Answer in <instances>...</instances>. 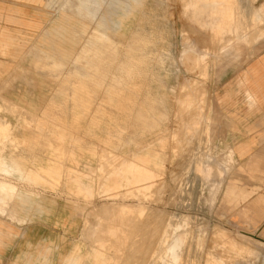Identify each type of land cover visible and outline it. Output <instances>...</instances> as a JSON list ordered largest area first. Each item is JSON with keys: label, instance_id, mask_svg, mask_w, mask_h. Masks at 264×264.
Returning a JSON list of instances; mask_svg holds the SVG:
<instances>
[{"label": "rangeland", "instance_id": "374dc122", "mask_svg": "<svg viewBox=\"0 0 264 264\" xmlns=\"http://www.w3.org/2000/svg\"><path fill=\"white\" fill-rule=\"evenodd\" d=\"M0 4L3 154L26 175L0 171V264H264L217 209L236 163L213 143L229 62L264 40L257 0Z\"/></svg>", "mask_w": 264, "mask_h": 264}, {"label": "crops", "instance_id": "0c3cea01", "mask_svg": "<svg viewBox=\"0 0 264 264\" xmlns=\"http://www.w3.org/2000/svg\"><path fill=\"white\" fill-rule=\"evenodd\" d=\"M257 2L260 7L256 10L264 20V0ZM1 7L0 32H14L4 29L10 10ZM253 45L254 55L249 50L248 56L229 62L232 69L216 89L215 121L221 132L213 143L229 146L236 163L223 184L219 213L240 232L264 243V40Z\"/></svg>", "mask_w": 264, "mask_h": 264}, {"label": "bare ground", "instance_id": "6f19581e", "mask_svg": "<svg viewBox=\"0 0 264 264\" xmlns=\"http://www.w3.org/2000/svg\"><path fill=\"white\" fill-rule=\"evenodd\" d=\"M177 4V3H176ZM183 4V3H182ZM164 12V11H163ZM146 16V15H145ZM166 17V16H165ZM184 20V19H183ZM192 32V31H191ZM202 35V34H201ZM193 36V35H192ZM196 36V35H195ZM190 37V36H189ZM200 38V36H199ZM188 39V38H187ZM192 41V40H191ZM190 41V42H191ZM147 57V56H146ZM197 59V58H196ZM153 60V59H152ZM198 60V59H197ZM199 66V65H198ZM135 67V66H134ZM151 67H149L148 69H150ZM126 70V69H125ZM108 72V71H107ZM97 73V72H96ZM111 74V73H109ZM117 77V76H116ZM107 81V80H106ZM136 86V85H135ZM134 87V86H133ZM176 92V91H175ZM182 96V95H181ZM196 96V95H195ZM150 97V96H149ZM190 98V96H189ZM4 101V100H3ZM7 101V100H5ZM185 102V101H184ZM183 102V103H184ZM189 104V103H188ZM174 109V108H173ZM189 110V109H188ZM204 113V112H203ZM179 115V114H178ZM196 119V118H195ZM202 119H205V118H202ZM8 131L9 129L7 127H3L2 125H0V171L6 173V174H12V173H17L19 174L20 176H26L24 174V171H22L21 169V166L20 164H18L17 162H13V165L10 166L9 165V161H8V158L3 154L4 151H3V141L7 139L8 137ZM21 156V155H20ZM17 157V156H16ZM23 157V156H22ZM19 158V157H18ZM142 161H147L146 158H142ZM49 168H43L42 171L46 172L47 174L49 173H52V169L54 168L51 164L48 166ZM52 168V169H50ZM36 174V173H35ZM76 179V177H75ZM77 180V179H76ZM264 184V183H263ZM15 188L8 185L7 183H1L0 182V213L3 211L2 210V202L4 205H6V201H7V198L8 199H11L13 197V193L14 192ZM44 198H40L38 200V204L37 206H39L40 208V212L42 213L44 211V205H43V200ZM46 202V201H44ZM51 203V202H50ZM49 203V204H50ZM33 205V204H32ZM55 207V206H54ZM68 211V210H67ZM46 213V212H45ZM98 213V212H97ZM69 215V214H68ZM112 215V214H111ZM100 216V215H99ZM113 217V215H112ZM41 218V217H40ZM130 218V217H129ZM131 219V218H130ZM134 220V218H133ZM127 222V220H126ZM10 229H7L5 228L1 222H0V247L2 246V239H3V236L8 233L10 234ZM216 236L218 237V241H219V245H221V249L222 251L226 252L228 255H225V257L227 256V259H229L230 257L233 258L234 256L232 255H236V256H242L246 261L250 260V258L248 257V254L244 251V249H241L238 245H228V244H224L226 243L222 237H220L218 234H216ZM131 240V239H130ZM101 241V240H100ZM154 241V240H153ZM152 245V244H151ZM152 248V247H151ZM151 253V252H150ZM143 254V253H142ZM236 258V257H234ZM99 257L96 256V258H94V262L93 264H97L98 261H99ZM49 260V259H48ZM47 260V261H48ZM221 261H225L224 260V255H220L219 257V261L218 262H221ZM48 263V262H47ZM51 263V262H50ZM147 263V262H146ZM46 264V263H45Z\"/></svg>", "mask_w": 264, "mask_h": 264}]
</instances>
